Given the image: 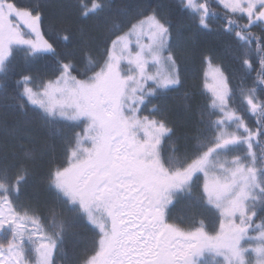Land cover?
<instances>
[{"label":"snow or ice","instance_id":"6c2138e0","mask_svg":"<svg viewBox=\"0 0 264 264\" xmlns=\"http://www.w3.org/2000/svg\"><path fill=\"white\" fill-rule=\"evenodd\" d=\"M178 7L198 30L211 32L217 24L215 31L239 49L240 66L230 78L204 57L203 129L193 150L166 155L175 128L153 100L182 83L168 16L149 3L130 11L110 0H76L75 18H55L45 32L41 10L0 0V95L22 113L37 109L49 127L74 122L70 134L55 127L65 135L66 164L45 177L54 195L47 226L41 208L21 200L35 148L23 160L0 159V264H56L69 223L77 220L94 230L92 247L77 264H203L206 254L221 257L217 264H264V148L258 154L254 147L264 138V0H178ZM81 20L92 21L98 34V58L87 51L94 37ZM16 52L26 62L51 58L52 66L47 78L21 74L13 95L5 81ZM241 107L257 117L255 128ZM201 174L202 193H194ZM177 193L211 207L218 230L209 232L203 220L187 230L169 223Z\"/></svg>","mask_w":264,"mask_h":264},{"label":"trees","instance_id":"16d2710c","mask_svg":"<svg viewBox=\"0 0 264 264\" xmlns=\"http://www.w3.org/2000/svg\"><path fill=\"white\" fill-rule=\"evenodd\" d=\"M17 4L24 7L38 8L43 13L44 31H48V24L55 18L67 13L73 14L76 10V0H16ZM115 8L127 7L135 11L137 6L149 3L158 7L162 15L168 16L173 25V46L179 61L181 85L175 90L169 91L161 97L155 98L153 103L159 104L161 114L168 120L170 126L175 128V134L164 143V152L167 155L175 151L177 155H183L185 151H191L196 143L194 135L203 129L200 124L201 112L204 109L208 93L204 89V70L206 61L204 57L210 55L212 64L219 65L231 78L234 73H239L240 61L237 59L239 49L231 47V38H222L216 31L217 24H213L211 32L196 29L191 19L178 7V0H110ZM215 10L224 12L222 6L214 5ZM113 20L118 17L113 16ZM85 32H89L93 40L89 42L87 51L93 58L101 55V45L98 34L92 27V21L81 20ZM75 27V26H74ZM258 31V29H253ZM75 43V41H73ZM58 50L63 51V42ZM254 67H258V60L253 56ZM75 60L78 69H83L85 60L81 51H77ZM51 58L47 60L27 61L23 52H16L12 58L11 71L5 81L8 92L15 94L16 81L21 74L36 75L37 71L44 78L51 75ZM256 73L253 72L244 81L245 87H250ZM39 82V78L36 81ZM241 86L239 75L232 79V87L237 89V101L239 103L238 90ZM151 107V105H149ZM246 123L255 128L257 117L240 109ZM56 126L61 127L64 133L70 134L74 122L59 121ZM49 127L45 119L39 115L37 109L29 106L25 113L20 112L16 101L12 98L5 99L0 95V159L23 160L27 151L35 148L32 160L29 161L27 181L23 185L21 200H27L41 208L45 226L49 223L47 206L54 203V195L46 183L48 170L54 166L66 164L64 152V134H58L55 127ZM83 127L82 125L80 126ZM79 131L80 128H75ZM259 154L264 148V138L260 143L254 144ZM200 186L195 191L202 193L203 175L197 181ZM167 220L169 223H178L184 229H189L193 222L203 220L209 232L219 228L218 214L206 204L195 199V195L177 193L173 198V204L169 207ZM259 222V221H257ZM94 230L83 220L69 223L65 233L63 250L56 255V264H77L79 256L84 250L92 247Z\"/></svg>","mask_w":264,"mask_h":264},{"label":"rangeland","instance_id":"374dc122","mask_svg":"<svg viewBox=\"0 0 264 264\" xmlns=\"http://www.w3.org/2000/svg\"><path fill=\"white\" fill-rule=\"evenodd\" d=\"M23 28V25L21 24ZM215 65V64H213ZM208 71V64L206 63L205 70H204V82H205V72ZM204 179V178H203ZM187 230V229H185ZM0 238H2V234H0ZM203 260V264H217L218 261H221V257H213L211 254H206L204 257L201 258Z\"/></svg>","mask_w":264,"mask_h":264}]
</instances>
